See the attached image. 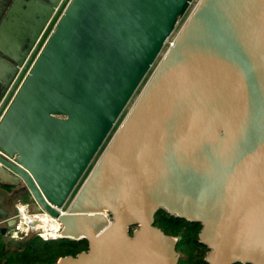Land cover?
Returning <instances> with one entry per match:
<instances>
[{
	"label": "water",
	"instance_id": "95a60500",
	"mask_svg": "<svg viewBox=\"0 0 264 264\" xmlns=\"http://www.w3.org/2000/svg\"><path fill=\"white\" fill-rule=\"evenodd\" d=\"M47 1L0 103V187L87 242L56 264H177L159 211L200 225L205 264H264V0H199L74 196L194 0Z\"/></svg>",
	"mask_w": 264,
	"mask_h": 264
},
{
	"label": "trees",
	"instance_id": "16d2710c",
	"mask_svg": "<svg viewBox=\"0 0 264 264\" xmlns=\"http://www.w3.org/2000/svg\"><path fill=\"white\" fill-rule=\"evenodd\" d=\"M154 224L164 234L177 240V264H205L207 249L198 243L200 225L171 217L164 211L156 213ZM86 250L85 240H44L30 234L20 241H12L0 235V264H56L61 257H74Z\"/></svg>",
	"mask_w": 264,
	"mask_h": 264
},
{
	"label": "flooded vegetation",
	"instance_id": "af4514ba",
	"mask_svg": "<svg viewBox=\"0 0 264 264\" xmlns=\"http://www.w3.org/2000/svg\"><path fill=\"white\" fill-rule=\"evenodd\" d=\"M15 1L21 2L22 6L17 14L11 10ZM41 6L44 7V11L41 10ZM56 9L57 6L53 8L47 0H0V28H4V45L8 55L0 57L3 61H8L10 68V74L6 78L9 84L0 103L12 89L27 61L33 57L35 48L50 26ZM15 46L18 48L15 49V59H12L9 57V48ZM12 61H18V64ZM14 68L17 70L10 80Z\"/></svg>",
	"mask_w": 264,
	"mask_h": 264
},
{
	"label": "built area",
	"instance_id": "2783aa9c",
	"mask_svg": "<svg viewBox=\"0 0 264 264\" xmlns=\"http://www.w3.org/2000/svg\"><path fill=\"white\" fill-rule=\"evenodd\" d=\"M31 206L32 205L28 203H20V202L14 204L15 213L11 217L13 223L10 226L11 231L8 232L6 230V237H8L12 241H19L26 238L30 234H37L39 237H41L44 240L61 239V234H60L62 229L61 224L56 219L50 217L47 214L49 220L52 221L58 227V229L56 230V232L52 230L46 232L43 231L42 229L38 228L37 225L34 222H32V220L35 216L39 214H43L44 212L41 213H36L35 211L32 212ZM68 209H69V202L59 211L60 213L65 214L67 213ZM51 232H53L55 235L51 236L50 235ZM46 233L48 234L47 236L43 235Z\"/></svg>",
	"mask_w": 264,
	"mask_h": 264
},
{
	"label": "rangeland",
	"instance_id": "374dc122",
	"mask_svg": "<svg viewBox=\"0 0 264 264\" xmlns=\"http://www.w3.org/2000/svg\"><path fill=\"white\" fill-rule=\"evenodd\" d=\"M199 2V0H194L192 2V4L190 5L186 15L183 17V19L181 20V22L179 23L178 27L176 28L175 32L173 33V35L170 37V39L168 40L167 44L165 45L162 53L160 54V56L158 57L157 61L155 62V64L152 66L150 72L148 73V75L146 76V78L144 79V81L142 82V84L140 85L139 89L137 90V92L135 93L134 97L132 98L131 102L128 104L127 108L125 109V111L123 112L122 116L120 117V119L118 120V122L116 123L114 129L112 130V132L110 133L108 139L106 140V142L104 143L102 149L100 150V152L98 153V155L96 156V158L94 159V161L92 162L91 166L89 167L88 171L86 172V174L84 175V177L82 178L81 182L79 183L78 187L76 188L73 196L75 195V193L77 192V190L80 188L81 184L84 182L85 178L87 177L88 173L90 172L91 168L93 167L94 163L96 162V160L98 159V157L100 156L101 152L104 150V148L106 147V145L108 144V142L110 141V139L112 138V136L114 135V133L116 132L117 128L119 127V125L121 124L122 120L124 119L125 115L127 114V112L129 111V109L131 108V105L133 104V102L135 101V99L137 98V96L139 95L140 91L142 90V88L144 87V85L146 84V81L148 80L149 76L151 75V73L154 71V69L156 68L158 62L160 61V59L162 58L163 54L165 53L166 49L168 48L169 44L172 42V40L174 39V37L176 36V34L178 33V31L180 30V28L182 27L183 23L185 22V20L187 19V17L189 16V14L191 13V11L194 9V7L196 6V4ZM23 196H21L22 198L19 200L21 202H28L30 203V196L23 192L22 193ZM73 198V197H72ZM7 231L10 232L11 229L10 227L7 228ZM38 236L37 234H33ZM6 239H9L8 237L5 236ZM10 240V239H9ZM20 241V240H19Z\"/></svg>",
	"mask_w": 264,
	"mask_h": 264
},
{
	"label": "crops",
	"instance_id": "0c3cea01",
	"mask_svg": "<svg viewBox=\"0 0 264 264\" xmlns=\"http://www.w3.org/2000/svg\"><path fill=\"white\" fill-rule=\"evenodd\" d=\"M23 192H18L16 189L11 187H0V213L6 214L8 218H11L14 213V204L17 202L28 203L19 201L23 196ZM31 206L32 212L35 211V207L32 202L28 203ZM0 214V227L3 225L5 218Z\"/></svg>",
	"mask_w": 264,
	"mask_h": 264
},
{
	"label": "bare ground",
	"instance_id": "6f19581e",
	"mask_svg": "<svg viewBox=\"0 0 264 264\" xmlns=\"http://www.w3.org/2000/svg\"><path fill=\"white\" fill-rule=\"evenodd\" d=\"M32 222H34L38 228L42 229L45 232L51 230L56 232V230L58 229V227L52 221L49 220V217L46 213L35 216ZM43 235L47 236L48 234L46 233ZM50 235L54 236L55 234L51 232Z\"/></svg>",
	"mask_w": 264,
	"mask_h": 264
}]
</instances>
